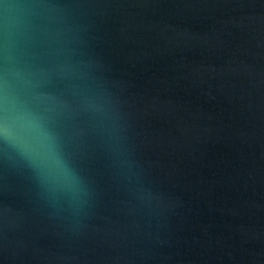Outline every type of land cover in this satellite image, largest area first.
Here are the masks:
<instances>
[{"label": "water", "instance_id": "1", "mask_svg": "<svg viewBox=\"0 0 264 264\" xmlns=\"http://www.w3.org/2000/svg\"><path fill=\"white\" fill-rule=\"evenodd\" d=\"M0 264H264V0H0Z\"/></svg>", "mask_w": 264, "mask_h": 264}]
</instances>
